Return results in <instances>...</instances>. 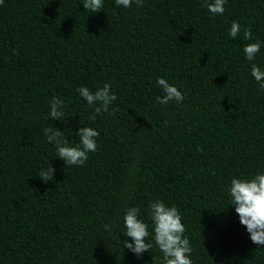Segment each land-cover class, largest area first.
I'll return each mask as SVG.
<instances>
[{
	"label": "trees",
	"instance_id": "obj_1",
	"mask_svg": "<svg viewBox=\"0 0 264 264\" xmlns=\"http://www.w3.org/2000/svg\"><path fill=\"white\" fill-rule=\"evenodd\" d=\"M4 0L0 4V264H162L149 204L178 207L193 264H264L229 205L233 176L264 172V0ZM241 31L229 36L231 23ZM261 49L245 58L244 29ZM163 77L184 93L157 101ZM111 85L114 111L96 114L77 91ZM64 101L63 122L48 116ZM78 142L99 131L84 166L57 157L43 129ZM53 166L54 180L38 173ZM139 207L152 250L124 248V215ZM111 225L112 230H105Z\"/></svg>",
	"mask_w": 264,
	"mask_h": 264
},
{
	"label": "clouds",
	"instance_id": "obj_2",
	"mask_svg": "<svg viewBox=\"0 0 264 264\" xmlns=\"http://www.w3.org/2000/svg\"><path fill=\"white\" fill-rule=\"evenodd\" d=\"M4 0H0L3 4ZM85 10L91 13L99 12L103 9V0H82ZM116 5L124 8H131L135 3L138 7L143 6V0H115ZM227 0H202V4L213 16L223 15L224 5ZM241 31L238 21H233L229 30V36L236 38ZM243 38L250 41L245 44L243 52L248 61H254L261 49L262 42L259 39L253 41L251 29H244ZM251 75L258 82L261 89H264V68L257 64H251ZM158 86L162 89L163 95L157 97L161 104H168L175 100L181 103L184 99L182 93L176 86L170 84L163 77L157 79ZM89 105L95 106L94 112L101 114L114 111L110 109L117 96L111 91V85L105 83L103 87L90 90L86 86H81L78 90ZM49 118L59 119L63 122L65 115L64 101L59 97H54L50 102ZM44 135L49 143H53L57 149V157L66 162L67 166H84L88 160V154L97 150V138L100 133L91 126L79 127L75 132L78 142H70L65 137L64 132L58 130L53 125L43 129ZM55 169L53 166L43 169L38 173V177L45 183L54 180ZM229 205L235 206L240 223L246 227L250 239L254 244L264 245V172H257L250 176H233L230 182ZM150 218L153 223L154 244L162 253V264H193L190 255L192 247L189 238L185 235V226L182 223L180 211L177 206H169L160 199L150 202ZM140 208L132 206L126 209L124 215L125 236L131 237V242L122 241L123 247L131 250L137 257L144 252L152 250L153 244L148 241L150 235L149 225L140 219ZM105 230L111 231V225H105Z\"/></svg>",
	"mask_w": 264,
	"mask_h": 264
}]
</instances>
